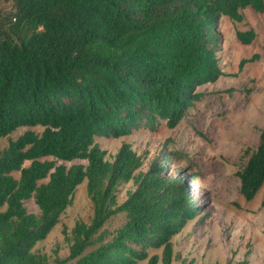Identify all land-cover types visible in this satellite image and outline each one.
I'll use <instances>...</instances> for the list:
<instances>
[{"label": "trees", "instance_id": "obj_1", "mask_svg": "<svg viewBox=\"0 0 264 264\" xmlns=\"http://www.w3.org/2000/svg\"><path fill=\"white\" fill-rule=\"evenodd\" d=\"M10 1L0 29V137L22 126L42 131L27 129L0 150V264H156L149 249L159 248L170 264L171 237L197 213L183 177L163 165L171 153L136 172L143 159L129 143L110 160L94 138L125 136L157 120L176 126L201 97L195 86L223 73L221 18L241 20L242 9L262 11L264 0ZM236 35L248 44L255 32ZM245 152L236 175L241 194L251 199L264 181V127ZM74 159L86 163L59 162ZM84 179L92 216L73 226L66 258L49 262L32 246L58 222ZM130 180L134 189L118 203V185ZM30 197L38 215L24 206ZM120 212L124 223L107 230Z\"/></svg>", "mask_w": 264, "mask_h": 264}, {"label": "rangeland", "instance_id": "obj_2", "mask_svg": "<svg viewBox=\"0 0 264 264\" xmlns=\"http://www.w3.org/2000/svg\"><path fill=\"white\" fill-rule=\"evenodd\" d=\"M12 9V1L0 0L1 30ZM241 14V20L224 16L218 23L217 55L223 73L213 82L195 86L201 97L185 110L176 126L170 128L157 120L153 127L141 125L125 136L94 138L110 160L122 143H129L143 159L136 172L146 170L154 158L161 162L164 153H171V163L163 161V165L169 167L170 175L183 177L197 213L171 237L170 264H264V181L255 195L246 199L236 175L247 160L245 151L256 147L259 130L264 127V9L258 12L246 7ZM247 29H253L255 37L245 44L237 39L236 32ZM255 54L254 60L240 65L242 59ZM27 129L42 131L41 126L18 127L0 137V150ZM59 162L67 166L86 163L82 159ZM134 187L132 180L119 184L116 201L122 202ZM24 206L28 212L39 214L33 197L26 199ZM91 216L84 179L58 222L43 239L34 242L32 250L49 262L66 258L73 226L89 222ZM124 221L125 213L120 212L105 228L115 230ZM154 253L158 256L156 264H163L161 248L149 249V254ZM136 264H147V259Z\"/></svg>", "mask_w": 264, "mask_h": 264}]
</instances>
